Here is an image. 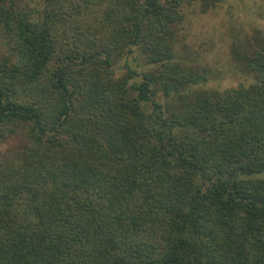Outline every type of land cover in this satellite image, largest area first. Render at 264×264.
<instances>
[{
	"label": "trees",
	"instance_id": "obj_1",
	"mask_svg": "<svg viewBox=\"0 0 264 264\" xmlns=\"http://www.w3.org/2000/svg\"><path fill=\"white\" fill-rule=\"evenodd\" d=\"M186 1L0 0V264H264V48L180 95Z\"/></svg>",
	"mask_w": 264,
	"mask_h": 264
},
{
	"label": "rangeland",
	"instance_id": "obj_2",
	"mask_svg": "<svg viewBox=\"0 0 264 264\" xmlns=\"http://www.w3.org/2000/svg\"><path fill=\"white\" fill-rule=\"evenodd\" d=\"M181 14L172 61L192 71L206 69L209 77L207 83L191 86L180 95L250 85L253 75L242 73L239 59L264 48V0H187ZM129 68L142 74L157 66L146 64V57L137 54ZM156 100L168 101L173 108L180 105L173 96ZM260 176L264 178V172Z\"/></svg>",
	"mask_w": 264,
	"mask_h": 264
}]
</instances>
